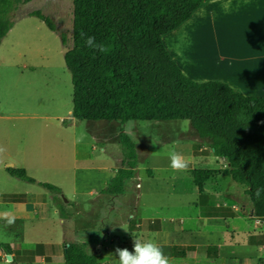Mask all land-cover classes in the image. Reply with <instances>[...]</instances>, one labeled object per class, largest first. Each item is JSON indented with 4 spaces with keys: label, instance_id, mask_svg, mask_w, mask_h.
Instances as JSON below:
<instances>
[{
    "label": "rangeland",
    "instance_id": "1",
    "mask_svg": "<svg viewBox=\"0 0 264 264\" xmlns=\"http://www.w3.org/2000/svg\"><path fill=\"white\" fill-rule=\"evenodd\" d=\"M35 12L45 15L56 32L30 15ZM12 19L15 21L13 31L0 46V148L3 149L0 152V192L31 191L34 195L46 194L48 200L53 196L55 202L62 204L69 199L68 210L73 219L62 224L58 217L54 223H47L45 229L42 225H31L26 219L15 218L13 224H8L0 215V242L11 243L16 238L22 241L43 237L58 239L66 231L77 238L78 243L91 247L101 258L100 264H119L118 256L110 255L116 248L132 251L134 239L156 241V236L147 237L143 229L130 231L129 226L132 230L136 224L145 228L153 217L171 221L191 212L196 214L194 203L199 192L189 170L212 169L217 159L210 158L208 166L197 161L195 151L202 144L195 140L189 121L120 123L128 124L124 128L130 131L128 136L136 146L138 159L134 179L126 182L122 196L100 198L95 206L88 196L82 202V209L77 207L69 174L74 172L78 160H87V164L96 169L107 167L110 171L127 161L128 150L116 132L120 125L116 123L101 132L95 130V121H78L72 117L73 84L65 53L73 46V0H32L21 4ZM96 136L102 140L94 138ZM75 137L89 144L75 146ZM173 151L186 158L189 165L186 171L170 167L169 154ZM83 165L86 164L78 166ZM9 166L25 169L38 182L61 185L63 193L56 194L38 183L13 178L6 172ZM112 171L104 174L109 180L115 173ZM210 185L219 188L218 193L239 188L231 179L223 177H215ZM32 207L33 202H30L26 208L32 210ZM14 208L10 204L0 205V214L13 215ZM240 239L238 237V241ZM167 241L163 252L170 258V264H178L172 254L173 250L175 253V235H170Z\"/></svg>",
    "mask_w": 264,
    "mask_h": 264
},
{
    "label": "trees",
    "instance_id": "2",
    "mask_svg": "<svg viewBox=\"0 0 264 264\" xmlns=\"http://www.w3.org/2000/svg\"><path fill=\"white\" fill-rule=\"evenodd\" d=\"M32 0H0V46L15 21L13 13ZM215 0H73V46L65 53L72 75V117L79 121H189L200 139L229 167L192 170L200 191L210 177L223 174L246 187L253 217L264 221V98L244 96L223 82L188 78L164 45V37ZM56 32L41 12L30 14ZM88 36L110 48L101 53L85 45ZM128 159L106 192L124 193L135 177L137 151L121 132ZM14 178L36 184L25 169L7 168ZM49 191L60 188L41 183ZM0 247L10 253L8 246ZM65 264H100L81 245L66 244Z\"/></svg>",
    "mask_w": 264,
    "mask_h": 264
},
{
    "label": "crops",
    "instance_id": "3",
    "mask_svg": "<svg viewBox=\"0 0 264 264\" xmlns=\"http://www.w3.org/2000/svg\"><path fill=\"white\" fill-rule=\"evenodd\" d=\"M164 45L183 73L191 80L223 82L244 96L264 98V0L208 2L186 23L166 35ZM95 123V130L101 132L119 123L120 126L116 129L118 137L121 132L127 135L130 133L124 128L128 124L108 121ZM74 124L76 122H73ZM192 133L195 140L202 144L195 151L197 161L208 166L210 158L214 157L217 160L213 162L216 167L191 168L189 170L191 174L192 170L220 171L229 167L228 163L214 155L211 143L200 139L193 129ZM94 138L102 140L99 136ZM79 144L89 142H79L75 137L74 145ZM124 163L125 161H122L123 165L116 170L111 169L115 172L112 178ZM79 164L86 165L80 167ZM74 167L75 170L69 174V179L73 185L78 208L82 209V202L86 201L88 196L92 198L90 200L95 206L100 198L124 195L125 188L122 195L106 192L112 179L109 180L110 177L104 175L107 172L111 173L107 167L102 170L96 169L83 159L78 160ZM215 177L231 179L223 174L214 175L205 183L203 191L199 190L194 181L199 192L198 200L194 203V207L197 208L196 214L191 212L171 221L166 218L159 221L153 217L145 224L147 225L145 228L136 224L133 230L129 226L130 231L143 229L147 237L151 234L156 236L155 239L162 248L167 247L169 236L174 234L175 253L174 250L171 251L175 254L178 264H264V221L253 217L254 209L245 195L246 187L238 184L239 188L218 193L219 188L214 189L215 185H210ZM36 182L39 185L45 183ZM93 185L99 188L95 189ZM59 186L58 188L63 191L64 188ZM30 192H0V205H13L15 218L26 219L31 225L33 223L42 225L45 229L58 217L62 224L73 219L72 212L68 210L69 199L62 204L55 202L53 196L48 200L46 194L40 196ZM30 202H33L32 210L26 208ZM1 220L5 218L2 216ZM247 221H255L256 224L253 226ZM35 232L39 233V230ZM238 237H241L240 241ZM18 239H13L11 243L0 242L7 245L10 250L8 253L0 247V264H65L64 252L66 244L69 243L81 245L88 254L98 256L92 252L91 247L78 243L77 238L69 236L66 231L62 232L58 239L44 237L35 241ZM100 260L99 257V262Z\"/></svg>",
    "mask_w": 264,
    "mask_h": 264
},
{
    "label": "clouds",
    "instance_id": "4",
    "mask_svg": "<svg viewBox=\"0 0 264 264\" xmlns=\"http://www.w3.org/2000/svg\"><path fill=\"white\" fill-rule=\"evenodd\" d=\"M85 45L101 53L110 51V48L103 43H97L94 36H88L85 40ZM2 151L3 149L0 148V152ZM169 160L170 167L175 171H186L188 169V162L181 153L171 152ZM262 191L264 189H257V198L260 197ZM0 215L6 219L8 224L15 222V216L11 213L5 212ZM110 255L118 256L119 264H170V258L164 254L162 247L154 239L146 241L134 239L132 251H129L127 248L121 249L118 247L115 249V253Z\"/></svg>",
    "mask_w": 264,
    "mask_h": 264
},
{
    "label": "water",
    "instance_id": "5",
    "mask_svg": "<svg viewBox=\"0 0 264 264\" xmlns=\"http://www.w3.org/2000/svg\"><path fill=\"white\" fill-rule=\"evenodd\" d=\"M9 259H10V257H9Z\"/></svg>",
    "mask_w": 264,
    "mask_h": 264
}]
</instances>
